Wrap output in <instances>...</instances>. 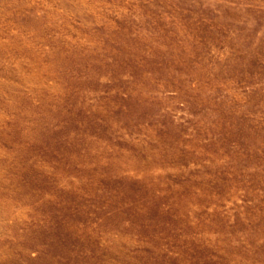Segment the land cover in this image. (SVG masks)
Wrapping results in <instances>:
<instances>
[{
  "label": "rangeland",
  "instance_id": "374dc122",
  "mask_svg": "<svg viewBox=\"0 0 264 264\" xmlns=\"http://www.w3.org/2000/svg\"><path fill=\"white\" fill-rule=\"evenodd\" d=\"M0 264H264V0H0Z\"/></svg>",
  "mask_w": 264,
  "mask_h": 264
}]
</instances>
